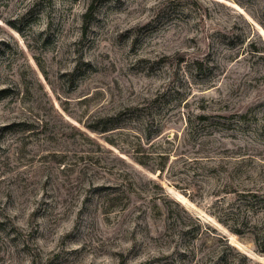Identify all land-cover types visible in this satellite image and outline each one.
I'll return each instance as SVG.
<instances>
[{
    "label": "rangeland",
    "instance_id": "1",
    "mask_svg": "<svg viewBox=\"0 0 264 264\" xmlns=\"http://www.w3.org/2000/svg\"><path fill=\"white\" fill-rule=\"evenodd\" d=\"M91 2L0 0V264H264V0Z\"/></svg>",
    "mask_w": 264,
    "mask_h": 264
},
{
    "label": "trees",
    "instance_id": "2",
    "mask_svg": "<svg viewBox=\"0 0 264 264\" xmlns=\"http://www.w3.org/2000/svg\"><path fill=\"white\" fill-rule=\"evenodd\" d=\"M94 6H93V0L91 2V4L89 5L87 12L83 15L84 18H88L89 15L91 14V12L93 11ZM193 68L195 69V71L197 72H201L203 69H207L208 65L201 62V61H193L192 63ZM241 118H245V115H241ZM203 117H201L202 119ZM102 123L100 125L94 126L93 127H88L89 129L94 130L95 132H108L111 129H108L112 126L113 121H101ZM110 144H113V141H108ZM241 163L243 162L242 160L240 161ZM138 163H140L141 165H144V163L142 161H138ZM242 169V168H240ZM261 173L264 175V171L261 170ZM242 181V180H241ZM245 197H248L250 199H252L253 201H243L245 204V210L246 212H252L255 215H258L261 212H264V194H259V192H249L246 191V194H244ZM244 210V211H245ZM251 217L249 215H244L241 217V219H235L234 222H236V224H238L240 226V228L237 229H233V228H229L233 233L235 234H240V230L241 228L247 227L248 225L251 224L252 226V230L251 233L253 235L254 238V242L255 245L257 247V249L259 250L260 253H264V217L258 219L256 222L250 221ZM218 220L220 222H225L222 221L221 218H218ZM224 224V223H223ZM225 225V224H224ZM119 264H124L123 261H120Z\"/></svg>",
    "mask_w": 264,
    "mask_h": 264
}]
</instances>
